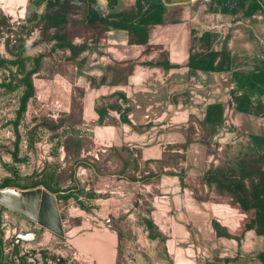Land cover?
<instances>
[{"label":"crops","instance_id":"1","mask_svg":"<svg viewBox=\"0 0 264 264\" xmlns=\"http://www.w3.org/2000/svg\"><path fill=\"white\" fill-rule=\"evenodd\" d=\"M148 1L154 0H142L143 8ZM162 1L166 3L162 21L166 33L162 48L140 49L142 54L137 60L155 62L165 58L176 68L137 64L125 84L93 86L88 94L89 103L84 106L83 101L79 122L81 126H95L99 120L96 101L119 97L124 105L119 107L118 122L105 128L98 126L106 146L132 148L144 165L161 160L165 149H179L176 154H180L182 166L172 168L160 180L167 196L159 202L173 214L169 233L176 231V237L188 239L189 248L205 264H264V234L252 229L237 236L234 232L237 220L227 205L231 199L214 193L211 206L205 209L204 202L209 201L210 195L204 194L205 185L201 182L208 156L213 158L210 167L224 162L232 168L237 167L239 159L260 160L264 157V0H215L214 4L220 5L217 11L211 9L212 0H197L190 6L178 4L188 0ZM71 3L78 5L76 0ZM134 3L135 0H93L91 7L99 17L107 18L113 24L117 21L114 17L133 7ZM57 10V7L50 8L48 13ZM45 12L43 4L38 14ZM202 34L209 38H201ZM46 43L53 45V42ZM127 43V32L114 25H110L98 44L90 41L83 44L82 38L73 41L76 46L84 45L80 54L85 51L89 56L101 51L107 63L109 53L115 59H123L124 55L117 47H126ZM190 50L199 54L198 57L208 50L226 52L229 69L223 72L190 70L185 66ZM149 51L154 53L147 55L145 60L143 57ZM91 80V83L96 82ZM107 106L103 104V108ZM125 109H128L126 113ZM224 143L231 144L233 149L240 143V153H232L229 157L233 159L232 163L225 160ZM260 164L264 170V161L260 160ZM190 171L196 172L198 187L185 182ZM191 188L202 193L204 199L195 200ZM185 197L191 202L189 205L182 203ZM186 207L192 214H188ZM197 219L201 220V225L195 224ZM213 221L226 227L231 236H217ZM108 233L111 232H104L103 237L92 234L81 237L80 242L84 245L81 246L95 261L91 264H116V242L111 241ZM198 238L216 243L226 256L211 254L213 250L207 246L199 247Z\"/></svg>","mask_w":264,"mask_h":264},{"label":"rangeland","instance_id":"2","mask_svg":"<svg viewBox=\"0 0 264 264\" xmlns=\"http://www.w3.org/2000/svg\"><path fill=\"white\" fill-rule=\"evenodd\" d=\"M15 1H3L1 13L8 18L10 30H1L0 57L9 59L5 42L19 38L26 41L27 56L43 54L44 57L40 71L33 77L35 99L29 101L17 126L14 122L22 88L5 92L0 87V182L11 178L21 186L39 181L48 184L59 198L64 235L61 237L4 207L6 210L0 211V264L95 263L85 252L81 237L87 234L103 237L104 232H111L108 233L111 241L116 242V264H205L189 248L188 239L176 237V231L169 233L173 214L159 202L167 196L161 178L167 176L169 170L182 166L180 154H176L179 149H165L161 160L144 165L134 149L106 146L98 126L105 128L118 122L119 107L124 105L119 97L96 101L95 110L104 109L105 113L104 120L93 127L81 126L79 118H71L70 114L79 111L83 101L84 106L89 103L91 79L98 82L106 69L107 59L102 58L101 51L89 56L84 51L73 64L60 63L61 57L69 54L59 49L53 51L50 44L40 40L39 31L26 20L30 14L27 9L17 19L13 13L17 6ZM214 2L212 0L211 9L217 11L220 5ZM151 53L154 52H146L145 57ZM145 57L146 60L149 56ZM2 73L0 82L4 78ZM103 104L108 106L103 108ZM223 145L227 150L225 160L232 163L229 157L232 153H240V143L234 149L231 144ZM212 162L213 158L208 156L205 169ZM85 163L93 165L104 176L95 175ZM185 182L196 187L200 185L193 171L186 176ZM69 189L78 190L74 193ZM204 189V194L210 195L209 201L204 202L205 209H209L214 190L207 186ZM182 203L189 205L191 202L185 197ZM186 210L192 214L189 207ZM148 219L153 224L152 233H159V238H149L145 227ZM200 221L197 219L195 224L201 225ZM198 241L199 247L211 248V254L226 256L216 243L203 242L199 238Z\"/></svg>","mask_w":264,"mask_h":264},{"label":"trees","instance_id":"3","mask_svg":"<svg viewBox=\"0 0 264 264\" xmlns=\"http://www.w3.org/2000/svg\"><path fill=\"white\" fill-rule=\"evenodd\" d=\"M74 0H16L17 6L13 11L15 17L20 19L26 9L30 10V15L26 18L27 22L33 23V28L39 31V38L44 42H53V51L61 50L69 56H63L59 62L73 64L74 60L84 49V42L90 41L91 44H98L104 37L110 25H114L125 30L128 34L126 47H117L118 51L124 55L123 59H115L113 54H108V63L105 74L98 83L92 82L95 87L104 85L117 86L126 83L127 77L131 74L135 65H163L165 69L176 68L169 64L165 58L155 62L137 60L141 57L140 49H161L165 40L166 31L163 29V12L165 2L162 0L148 1L146 7H142V0H135L134 6L130 9L117 14V19L113 24L107 18H102L92 9L93 0H76L78 5L71 3ZM45 4L46 12L38 14L40 6ZM3 0H0V36L3 35L2 29L10 30L7 24V17L1 13ZM57 7L58 10L52 14L48 13L50 8ZM11 9V8H10ZM77 11H80L77 13ZM69 14H73L69 17ZM9 16V15H8ZM209 38V35L202 34L201 38ZM75 38H82L83 44L76 46L73 44ZM137 46V49L131 48ZM192 49V48H191ZM5 50L8 58L0 57V72H3V80L0 87L5 92H13L22 88L16 110L15 126L27 110L30 100L35 99L36 87L33 77L41 69L43 54L34 57L26 55L27 45L22 38L7 40ZM199 54L189 52V58L185 64L190 70L216 71L223 72L229 69V55L226 52L209 51L198 57ZM74 67V65H73ZM8 73V76L5 75ZM74 82V77H73ZM75 83V82H74ZM128 109L124 110L126 113ZM100 123L104 117V109L99 110ZM81 108L76 113H71L70 117L80 119ZM126 122V121H125ZM264 161V157H260ZM259 159L242 158L236 163V168L226 165L224 162L217 166L205 169L201 176V182L214 193L230 198L228 202L229 212L236 217L234 232L241 236L247 230H256L264 234V170ZM80 163H84L80 161ZM86 164V163H85ZM89 169L97 176L100 175L95 167L86 164ZM117 178H121L118 176ZM124 178V177H122ZM129 180L128 178H125ZM41 182V181H39ZM30 186H21L11 178H5L0 182V189L17 188L20 190L33 189L39 186L44 187L48 192L56 195V192L46 183H39ZM78 189H69V192H77ZM191 195L195 200L204 199L202 193L196 188H191ZM58 201V196L56 195ZM58 204V203H57ZM6 210L0 206V211ZM217 236L229 237L228 229L221 226L218 222H212ZM149 238L154 240L159 238V233H152L153 224L151 220H145ZM164 238H162L163 240Z\"/></svg>","mask_w":264,"mask_h":264},{"label":"water","instance_id":"4","mask_svg":"<svg viewBox=\"0 0 264 264\" xmlns=\"http://www.w3.org/2000/svg\"><path fill=\"white\" fill-rule=\"evenodd\" d=\"M195 1L197 0L178 4L188 5ZM0 206L18 213L61 237L64 235L56 197L42 186L27 190L0 189Z\"/></svg>","mask_w":264,"mask_h":264}]
</instances>
